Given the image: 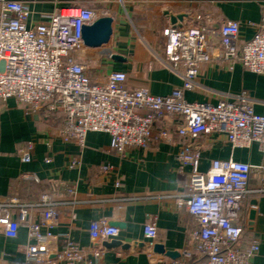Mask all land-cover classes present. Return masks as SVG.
I'll return each mask as SVG.
<instances>
[{"label": "crops", "instance_id": "crops-1", "mask_svg": "<svg viewBox=\"0 0 264 264\" xmlns=\"http://www.w3.org/2000/svg\"><path fill=\"white\" fill-rule=\"evenodd\" d=\"M20 1L32 9L34 23L47 22V15L58 7L82 2ZM102 5L105 15L113 17V30L103 46L86 47L91 78L104 81L111 71L121 70L126 72L125 85L129 89L144 87L153 94L166 95L180 87L183 79L166 59L167 38L163 30L169 27L170 20L164 9L189 13L184 18L189 25L208 17L214 25L227 19L238 20L239 42H244L256 32L264 0H109ZM114 53L125 60L113 59ZM244 92L253 99L255 112L264 114V74L252 72L240 63L231 66L227 61H213L201 65L197 87L187 90L185 98L217 103L234 100ZM161 122L160 126L172 127L170 117ZM62 124L60 113H34L15 98L0 99V201L16 199L27 205V219L32 222L38 221L43 209L39 205L43 194L60 202L52 229L58 236L43 242L52 256L64 245L62 235L69 234L89 255L101 249V264H172L183 259V251L191 248L192 233L198 228L191 213L177 203V196L189 188V169L181 172L177 157L183 138L177 135L171 143L152 141L146 148L129 147L120 155L111 148L109 133L89 131L81 145L62 139L58 133ZM199 143L201 171H207L213 159L233 158L253 164L263 160L257 144L233 149L222 133L203 135ZM73 159H79L80 164L71 166ZM102 165L112 168L105 171ZM261 180V170L254 169L250 179L253 191L243 202L241 246L247 247L253 239L260 242L250 264H264V192L255 190ZM100 218H106L109 224H124L116 226L119 234L114 239L129 244L127 249L108 248L105 240L91 238L90 223ZM149 220L157 226L154 239L144 235V225ZM32 243L36 240L26 224L20 225L15 237L7 236L0 227V264H21L25 259L22 247ZM157 243L178 255L155 251Z\"/></svg>", "mask_w": 264, "mask_h": 264}, {"label": "built area", "instance_id": "built-area-1", "mask_svg": "<svg viewBox=\"0 0 264 264\" xmlns=\"http://www.w3.org/2000/svg\"><path fill=\"white\" fill-rule=\"evenodd\" d=\"M61 6L49 13L48 21H31L32 9L20 0H0V99L15 98L32 112L42 110L60 113L63 124L58 133L65 141L85 143L89 131L110 134V146L120 155L127 148H146L152 141L171 143L178 135L183 143L178 152L179 170L189 169V188L177 196L194 217L198 228L191 236V248L183 259L172 264H250L259 251L260 242L253 239L245 248L243 202L250 188L254 169L262 172L257 190L264 192V114L255 112L253 99L246 93L234 100L217 103L188 101L187 90L197 87L202 64L227 61L264 74V9L254 35L239 42L241 23L227 19L218 25L208 17L196 25L183 24L165 29L166 59L180 71L183 82L166 95L148 89H129L126 72L113 70L104 81H96L88 72L83 27L98 15H105L103 3L109 0H81ZM170 117L172 127L160 126ZM222 133L232 148L258 145L263 154L259 164L233 158L213 159L207 171L200 170L203 135ZM80 164L73 159L71 166ZM105 171L111 165H102ZM38 179L36 175H28ZM42 206L36 222L27 219L28 207L16 199L0 201V227L15 237L26 224L36 243L22 247L21 264H101L102 250L89 255L69 234H63L64 245L52 256L43 242L57 238L52 229L59 216V201L42 195ZM154 220L144 225L148 239L157 237ZM119 234L106 218L90 223V236L109 240ZM195 257L194 262L188 259Z\"/></svg>", "mask_w": 264, "mask_h": 264}, {"label": "water", "instance_id": "water-1", "mask_svg": "<svg viewBox=\"0 0 264 264\" xmlns=\"http://www.w3.org/2000/svg\"><path fill=\"white\" fill-rule=\"evenodd\" d=\"M164 15L169 17L170 20V27H179L182 26L185 22V17L189 15V13L186 12H178L174 13L171 12L168 9L163 10ZM112 23H113V17L110 15H98L96 16L93 21L89 24L84 25L82 35H83V41L87 48L93 49L103 46V44L107 43L110 39V36L112 34ZM113 59L116 60H125V57H123L120 54L114 53L112 55ZM255 204L256 201H253ZM255 216V210L252 209L250 211V218L253 219ZM113 226L123 227V223L121 222H111L110 223ZM105 246L108 248L117 247L120 246L123 249H127L129 247V244H124L122 241L118 239L112 238L111 241L105 240ZM155 251L169 255V256H175L178 255L175 251H167L164 246L160 243H157L155 245Z\"/></svg>", "mask_w": 264, "mask_h": 264}, {"label": "rangeland", "instance_id": "rangeland-1", "mask_svg": "<svg viewBox=\"0 0 264 264\" xmlns=\"http://www.w3.org/2000/svg\"><path fill=\"white\" fill-rule=\"evenodd\" d=\"M80 4H82V3H80ZM163 34L165 35V31L163 30Z\"/></svg>", "mask_w": 264, "mask_h": 264}]
</instances>
